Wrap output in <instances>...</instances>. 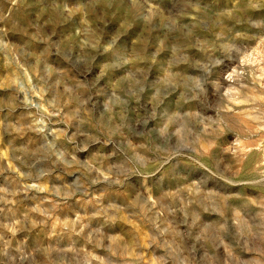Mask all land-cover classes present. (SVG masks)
<instances>
[{"label":"rangeland","instance_id":"rangeland-1","mask_svg":"<svg viewBox=\"0 0 264 264\" xmlns=\"http://www.w3.org/2000/svg\"><path fill=\"white\" fill-rule=\"evenodd\" d=\"M0 264H264V0H0Z\"/></svg>","mask_w":264,"mask_h":264}]
</instances>
